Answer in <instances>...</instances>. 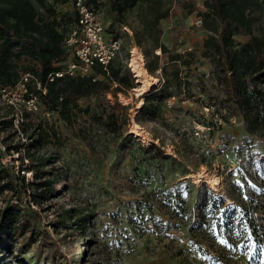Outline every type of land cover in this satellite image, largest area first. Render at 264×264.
Returning <instances> with one entry per match:
<instances>
[{
  "label": "rangeland",
  "instance_id": "1",
  "mask_svg": "<svg viewBox=\"0 0 264 264\" xmlns=\"http://www.w3.org/2000/svg\"><path fill=\"white\" fill-rule=\"evenodd\" d=\"M48 1L58 11L72 8ZM112 1L90 4L102 12L109 35L122 36L128 60L141 52L145 63L161 64L157 49L145 54L150 41L139 43L135 36L141 4L125 13L130 35L115 23ZM204 1L164 0L169 16L161 20L162 41L173 49L190 45L196 56L184 71L189 93L163 102L157 116H137L144 92L135 90L140 83L128 65L133 87H111L97 101L80 102L103 115L114 113V128L90 122L85 114L70 124L56 111L46 112L56 130L50 151L67 178L55 184L50 199L30 204L40 216L35 232L17 233L11 247L0 250V264H264V159L252 156H264V128L248 132L238 113L232 121L231 112L220 106L218 88L205 80L211 70L200 56L205 33L194 22ZM135 44L139 51L132 55L128 49ZM149 74L156 86L164 83L162 71ZM10 106L0 89V117L16 114ZM27 113L24 122L42 115L41 104ZM7 133L0 136L1 158L17 172L19 155L6 146L29 139L19 131L3 140ZM25 175L33 179L32 172ZM8 199L17 203L5 192L0 211ZM74 206L88 217L85 234L64 222L65 209Z\"/></svg>",
  "mask_w": 264,
  "mask_h": 264
},
{
  "label": "trees",
  "instance_id": "2",
  "mask_svg": "<svg viewBox=\"0 0 264 264\" xmlns=\"http://www.w3.org/2000/svg\"><path fill=\"white\" fill-rule=\"evenodd\" d=\"M71 1L53 0L60 4ZM136 3L141 6L140 27L135 29V36L139 43L144 40L151 43L145 54L149 56L158 48L163 53L169 52L168 64H160L158 59L146 63L151 74L161 68L164 83L144 92V103L137 116L141 113L155 117L170 97L189 93L191 81L184 71L191 66L196 49L181 53L162 41L161 20L169 16L164 0H113L112 8L117 14L114 21L128 25L125 13ZM204 4L205 10L199 11L200 26L205 33L200 56L211 66L209 75L204 73L205 80L214 82L218 88L223 109L241 115L248 132L259 131L264 128V0H205ZM76 15V10L58 11L48 0H0V86L13 84L24 72L32 73L41 84L40 89L35 82L30 87L37 94L42 110V115L24 120L20 129L14 126L13 117H0V136L3 130H8L3 140L18 137L19 131L29 139L28 143L18 139L6 146L8 152L19 155L22 165L17 172L3 163L0 154V195L10 192V197L17 199V203L8 199L0 211V250L9 249L17 233L35 232L40 216L30 204L50 199L56 194L55 184L67 178L50 151L56 130L49 124L46 112L56 111L70 124L85 114L90 122L114 128L118 123L114 113L103 115L92 104L81 107L80 102L93 97L99 100L114 82L117 91L134 86L130 71L126 67L123 70L120 62L111 66L109 75L98 66L97 73L102 77L95 80L94 76L49 80V74L61 68L56 62L64 56L65 32ZM252 156L264 159L258 153ZM25 171L32 172V180L26 179ZM28 198L30 202L25 206ZM65 213L67 226L71 224L78 234H85L88 217L81 215L75 206L65 209Z\"/></svg>",
  "mask_w": 264,
  "mask_h": 264
},
{
  "label": "built area",
  "instance_id": "3",
  "mask_svg": "<svg viewBox=\"0 0 264 264\" xmlns=\"http://www.w3.org/2000/svg\"><path fill=\"white\" fill-rule=\"evenodd\" d=\"M72 10H76L77 15L75 20L69 25L64 36V56L56 62L61 68L49 74V80L54 81L59 77L64 76H94L93 79L101 78L102 74L97 73V67L101 66L103 71L109 75L111 66L117 62L127 65L132 70L133 76L135 72L131 66V59L128 60L127 54L124 53V42L120 35H109L104 22V17L99 8L91 5L87 0H72L70 3ZM197 25H201V17L196 19ZM117 25L120 22H115ZM122 28L132 35V29L127 24H121ZM137 48V44L128 49L133 55V50ZM172 47L170 46V49ZM192 46L186 45L179 48L178 51L183 53L186 50H192ZM141 53V52H140ZM157 53L162 56L161 64L169 63V52L163 54L160 48ZM145 58V57H144ZM146 66V63H145ZM147 68V67H146ZM157 71H161L159 68ZM210 73L206 71L208 76ZM136 78V77H135ZM35 76L30 72H24L20 75L16 82L10 85L1 86L0 89L5 95V101L17 108L13 116L14 126L20 129L21 123L24 121L25 113L35 112L39 107V100L37 94L31 90V83H36L40 89L41 84L35 81ZM114 82L112 87H116ZM46 92V89L43 90ZM170 97L168 100H172ZM209 109V108H208ZM226 110V109H225ZM232 121H235L236 115L229 113Z\"/></svg>",
  "mask_w": 264,
  "mask_h": 264
},
{
  "label": "bare ground",
  "instance_id": "4",
  "mask_svg": "<svg viewBox=\"0 0 264 264\" xmlns=\"http://www.w3.org/2000/svg\"><path fill=\"white\" fill-rule=\"evenodd\" d=\"M137 50V48H135ZM131 66L135 72V77L137 78V83L139 82V87L135 90L137 92L143 93L150 90L157 82L155 77H152L145 68V59L141 53L133 57L131 60ZM142 105L140 103L139 107Z\"/></svg>",
  "mask_w": 264,
  "mask_h": 264
}]
</instances>
